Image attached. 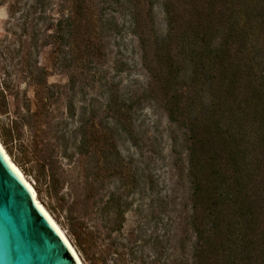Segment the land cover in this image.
<instances>
[{"label": "trees", "instance_id": "trees-1", "mask_svg": "<svg viewBox=\"0 0 264 264\" xmlns=\"http://www.w3.org/2000/svg\"><path fill=\"white\" fill-rule=\"evenodd\" d=\"M21 1H6L7 14L20 10ZM62 1L65 15L49 23L43 45L49 38L57 44L71 83L90 68L99 72L89 78L105 74L99 66L105 55L103 28L94 0ZM125 1L148 82L140 93L121 97L99 77L105 92L101 105L113 113L110 136L119 127L132 138L134 104L159 107L184 148L188 211L179 233L190 237L189 263L264 264V0H159L163 34L154 26L152 0ZM40 3L33 0L28 11ZM5 133L19 141L22 158L35 162L57 194L50 155H39L34 140H21L16 120ZM107 144L112 156H97L95 145L85 140L76 149L92 147L88 168L98 162L115 167V142ZM115 213L121 215L119 209Z\"/></svg>", "mask_w": 264, "mask_h": 264}, {"label": "rangeland", "instance_id": "rangeland-1", "mask_svg": "<svg viewBox=\"0 0 264 264\" xmlns=\"http://www.w3.org/2000/svg\"><path fill=\"white\" fill-rule=\"evenodd\" d=\"M6 1L0 0V144L80 262L190 264V237L179 233L181 217L188 211L181 134L159 107L141 101L129 111L132 138L119 127L110 136L113 113L101 105L105 92L98 87L99 77L121 97L140 93L148 82L126 1L94 0V14L103 28L105 55L99 66L105 74L89 78L96 71L90 68L72 83L57 44L49 38V45H43L49 23L54 25L65 12V6L59 7L63 1L41 0L32 12L28 5L33 0H22L13 15L7 14ZM151 4L154 26L163 34L160 2ZM36 67L45 72L38 73ZM11 120L18 121L21 140H34L39 155H50L57 194L35 162L22 158L19 141L7 138ZM110 139L117 165L105 168L98 162L86 167L94 145L97 156L113 155ZM81 140L92 147L77 151Z\"/></svg>", "mask_w": 264, "mask_h": 264}, {"label": "water", "instance_id": "water-1", "mask_svg": "<svg viewBox=\"0 0 264 264\" xmlns=\"http://www.w3.org/2000/svg\"><path fill=\"white\" fill-rule=\"evenodd\" d=\"M0 264H78L1 149Z\"/></svg>", "mask_w": 264, "mask_h": 264}, {"label": "bare ground", "instance_id": "bare-ground-1", "mask_svg": "<svg viewBox=\"0 0 264 264\" xmlns=\"http://www.w3.org/2000/svg\"><path fill=\"white\" fill-rule=\"evenodd\" d=\"M0 149L3 152V154L5 155L7 161L10 163V165L14 168V170L17 172V174L19 175V177L23 180V182L27 185V187L29 188V190L32 193V196L35 200L36 205H39V209L42 210V212L45 214V216L47 217V219L49 220V222L52 224V226L56 229V231L59 233V235L62 237V239L64 240V242L66 243L67 247L69 248L70 252L72 253V255L74 256L75 260L77 261L78 264H82L75 252V250L73 249V247L71 246L70 242L68 241L67 237L65 236V234L63 233V231L60 229V227L58 226V224L53 220V218L51 217V215L47 212V210L43 207V205L37 200V196L35 193V190L32 187V184L24 177V175L22 174L21 170L10 160V158L8 157V155L6 154L5 150L3 149V147L0 144Z\"/></svg>", "mask_w": 264, "mask_h": 264}, {"label": "snow or ice", "instance_id": "snow-or-ice-1", "mask_svg": "<svg viewBox=\"0 0 264 264\" xmlns=\"http://www.w3.org/2000/svg\"><path fill=\"white\" fill-rule=\"evenodd\" d=\"M37 207H39V205H37ZM42 211V210H41Z\"/></svg>", "mask_w": 264, "mask_h": 264}]
</instances>
